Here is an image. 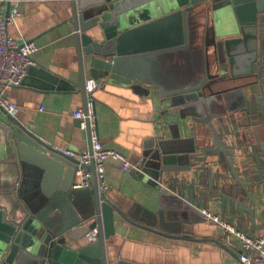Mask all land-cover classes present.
Instances as JSON below:
<instances>
[{
  "label": "water",
  "instance_id": "95a60500",
  "mask_svg": "<svg viewBox=\"0 0 264 264\" xmlns=\"http://www.w3.org/2000/svg\"><path fill=\"white\" fill-rule=\"evenodd\" d=\"M64 1L80 60L88 62L93 78L132 84L150 93L161 107L160 131L146 141L145 155L133 168L134 177L157 193V209L150 216L181 227L202 218L200 209L181 196V187L174 189L185 178L178 172L204 169L218 179L222 168L229 169L236 180L233 185L246 196L254 228L253 205L264 199V178H244L248 157H239L236 151L245 148L238 144L236 133L227 126L219 131L215 122L222 125L230 119V111L246 108L244 87L229 82L258 70L256 59L264 46V0ZM201 19L202 64L190 70L184 83L166 88L151 75L153 56L188 47L189 27L198 33ZM217 24L223 26L222 34L216 31ZM197 40L198 34L193 40L196 47ZM28 75H36L42 88H61L60 77L43 66L30 65L22 83L28 82ZM79 90L86 97L85 80ZM193 121L208 124L210 145H198L193 136L182 135ZM0 135L6 175L0 186V264H109L104 242L114 232V209L126 220L132 213L100 194L94 177L92 186L73 188L78 162L43 142L12 114L6 112V118L0 119ZM227 136L230 140L224 142ZM259 137L255 131L256 142ZM254 153L260 155L257 149ZM33 167L43 170V176L55 171L56 182L47 186L42 179L38 187L30 186ZM94 215L99 238L82 243L95 224ZM218 243L238 259V248Z\"/></svg>",
  "mask_w": 264,
  "mask_h": 264
},
{
  "label": "crops",
  "instance_id": "0c3cea01",
  "mask_svg": "<svg viewBox=\"0 0 264 264\" xmlns=\"http://www.w3.org/2000/svg\"><path fill=\"white\" fill-rule=\"evenodd\" d=\"M7 6L6 2L0 3L2 10H6ZM17 7L20 14L16 23L8 27L10 35H22L34 40L38 46L32 54L34 65L45 67L58 75L62 82L61 88H57L58 85L42 88L34 79L36 75H28L30 78L27 83L9 88L7 96L18 105V110L13 116L50 146L81 149L89 144V134L77 125L72 111L85 104V96L79 87L82 80L93 76L89 72L88 62L80 60L73 27L67 21L69 13L66 2L17 0ZM198 22L199 46L192 47V50H200L202 47L201 24H204V19ZM186 48L153 56L151 75L156 81L165 87L184 83L190 68H195L196 65L194 54L189 53V56H186ZM261 49L264 57V46L259 51ZM251 79L252 75L240 76L229 82L231 86L244 87L245 104L250 98L246 84L252 81ZM97 80L100 86L94 90L93 96L101 140L106 148L121 152L137 167L147 150L146 141L160 131V123L163 120L161 107H157L150 93L141 91L132 84L103 78ZM69 84L74 85V89H71ZM259 99L260 91L257 90L258 103ZM40 104H44L45 109L37 111ZM230 105L233 108L235 102L233 104L232 101ZM228 115L230 119L224 120L222 125L215 122L219 131L225 130L224 126H227L231 132L238 135L239 140L246 130L254 137L255 131H258L260 136L259 129L264 126L260 116L253 115L251 119V114L247 113L246 108L234 109ZM5 118L6 112L0 110V119ZM182 135L193 136L198 145H210L212 141L209 126L202 121H193L187 130L182 131ZM229 140V136L224 137V142ZM245 145V152L236 151L239 157H248V170L244 173V178L249 180L256 174L263 176V164L259 161L262 157L251 150L252 142ZM4 149L0 135V154ZM211 158L215 159L214 156ZM2 161L0 158V186L6 179ZM218 167L220 166L213 167L211 173L214 174ZM219 169L221 176L218 179L209 177V172L204 169L197 172H178L185 178L175 183L174 189L181 187L183 198L198 208L205 207L224 215L240 228L248 231L263 229L264 213L260 200H256L253 205L256 221L253 228L251 215L246 209V196L233 185L236 180L229 169ZM105 172L110 186L107 198L124 212L132 213L129 216L131 220H126L114 209V232L104 242L109 264H238L233 253L218 243L220 230L214 222L202 216L195 221L183 222L182 227L176 222L160 223L159 218L150 216V212L154 213L157 209V193L152 187L134 177L133 167L124 170L119 160L109 157L105 163ZM29 175V184L34 187H38L42 179L47 186L53 185L57 179L55 171H51L49 176H43V170L40 171L37 167L31 168ZM225 185H228V188H225ZM81 242L91 241L84 235Z\"/></svg>",
  "mask_w": 264,
  "mask_h": 264
},
{
  "label": "built area",
  "instance_id": "2783aa9c",
  "mask_svg": "<svg viewBox=\"0 0 264 264\" xmlns=\"http://www.w3.org/2000/svg\"><path fill=\"white\" fill-rule=\"evenodd\" d=\"M3 2H6L8 6L6 10L0 8V110L13 115L17 112L18 105L7 96V90L13 86L22 84L28 67L35 63L32 54L38 49V46L34 40L27 39L22 35H18L17 37L10 35L8 27L16 23V18L20 12L17 7V0H0V3ZM261 51L256 59L258 70L252 74V81L248 82L246 86L250 94L246 110L249 115L251 114V119H253V115L260 116V121L263 123L264 57L263 49ZM99 86V80L93 77L87 78L85 80V104L72 111V116L77 119V125L81 129L87 130L89 144L81 149H72L67 146L60 148L52 147L78 162L72 183L73 188L92 186L94 177L98 192L107 196L110 186L106 178L105 163L109 157L119 160L121 168L124 170L137 167L132 165L121 152L106 148L101 140L93 96L94 90ZM257 90L260 91L259 103L257 102ZM253 98L256 99L254 100ZM44 109L45 105L40 104L37 111ZM33 120L34 118H32L31 122ZM250 141L253 143L251 150L255 151L257 149L260 153V157L262 158L259 161L263 164L264 169V140L256 142L254 135L246 130L242 139H238V144L247 146L245 144H250ZM90 164L93 165L92 170L89 168ZM256 177L264 178V175L256 174ZM259 202L262 203V211L264 213V199ZM199 209L203 218L214 222L219 227V240L231 248L236 247L239 249L238 264H264V228L248 231L240 228L231 219L222 214L212 212L205 207ZM92 218L95 224L89 228L85 235L89 241H96L99 238L97 215H94Z\"/></svg>",
  "mask_w": 264,
  "mask_h": 264
},
{
  "label": "rangeland",
  "instance_id": "374dc122",
  "mask_svg": "<svg viewBox=\"0 0 264 264\" xmlns=\"http://www.w3.org/2000/svg\"><path fill=\"white\" fill-rule=\"evenodd\" d=\"M202 25V28H203V33H204V24H201ZM215 28H216V31L217 32H219L220 34H222V32H221V28H223V26L222 25H220V24H217V25H215ZM194 35H197V33H194V31H193V29L191 28V26L189 27V38H190V44H189V46L186 48V51H187V53H186V56L188 55L189 56V53L190 54H194V56H195V60H196V65H195V67L196 68H198V66H200L201 64H202V62H203V56H202V51L201 50H198V49H196V50H192V47L194 46V42H193V40H194ZM203 37H204V34H203ZM203 37H202V35H201V40L203 39ZM193 42V43H192ZM196 47V44H195V46H194V48ZM198 47V46H197ZM196 47V48H197ZM191 49V50H190ZM194 52V53H193ZM209 53H212L213 54V50H212V48H210L209 49ZM210 56H212V55H210ZM190 64V63H189ZM188 64V65H189ZM225 67V66H224ZM190 70H193V67H191L190 68ZM259 133H260V139L261 140H264V126H262V127H260V129H259ZM225 188H228V185H225Z\"/></svg>",
  "mask_w": 264,
  "mask_h": 264
}]
</instances>
